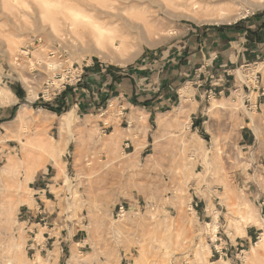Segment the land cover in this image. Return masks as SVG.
Listing matches in <instances>:
<instances>
[{
    "label": "rangeland",
    "instance_id": "rangeland-1",
    "mask_svg": "<svg viewBox=\"0 0 264 264\" xmlns=\"http://www.w3.org/2000/svg\"><path fill=\"white\" fill-rule=\"evenodd\" d=\"M37 2L30 3L36 8ZM110 2L143 24V31H125L126 50L108 53L130 60L126 65L93 51L88 28L77 47L66 30L47 36L51 20L41 19V11L21 26L19 11L4 14L0 4V87L13 91L0 93V264H212L217 251L226 259L218 264H264V247L250 254L264 232V101L251 110L245 96L263 91L262 64L240 65L238 84L227 95L196 101L185 82L180 101L157 114L136 108L128 121L116 99H103L62 131L60 117L77 102L73 87L66 90L73 98H62L67 112L52 115L45 107L59 104L62 70L73 63L85 71L91 63L127 70L150 53L181 47L191 26L232 25L263 14L264 0L235 7L239 19L231 24L192 21L174 3L166 10L148 0ZM71 5L65 0L56 13L63 29ZM145 7L146 17L139 10ZM10 39L17 46L9 51ZM57 49L62 57L50 55ZM16 105L15 116L3 121ZM43 139L58 146L54 160L40 148ZM127 139L134 148L125 149ZM121 204L127 212L118 217ZM40 205L50 214L32 215ZM248 211L257 224L242 219Z\"/></svg>",
    "mask_w": 264,
    "mask_h": 264
},
{
    "label": "crops",
    "instance_id": "crops-1",
    "mask_svg": "<svg viewBox=\"0 0 264 264\" xmlns=\"http://www.w3.org/2000/svg\"><path fill=\"white\" fill-rule=\"evenodd\" d=\"M184 30H187V36L182 40L181 47L169 48L159 54L150 53L130 69L114 70L89 64L82 85L75 91L78 92L75 93L76 114L79 111L91 112L103 99L108 103L116 99L122 108V119L126 121L133 116L136 108L142 107L149 113L157 114L158 109L181 100L185 82L192 85L194 98L227 95L238 84L235 71L240 65L264 66V13L232 25L191 26ZM72 92L66 91L58 97L57 105L66 107L62 98L68 101L73 98L70 95ZM245 96L250 102L249 108L258 110L264 101V87L256 97L252 94ZM195 100L198 101L197 98ZM199 107L197 105L193 113ZM246 133L251 134L249 131ZM130 143L134 148L132 140ZM39 199L43 202L41 197ZM39 207L40 210L32 212V215L36 212L50 214L46 205ZM246 234L248 240L250 236L248 232ZM217 254L213 255L216 260L211 263L225 262L224 255L220 251Z\"/></svg>",
    "mask_w": 264,
    "mask_h": 264
},
{
    "label": "bare ground",
    "instance_id": "bare-ground-1",
    "mask_svg": "<svg viewBox=\"0 0 264 264\" xmlns=\"http://www.w3.org/2000/svg\"><path fill=\"white\" fill-rule=\"evenodd\" d=\"M36 1H38L37 3L39 7L35 8L34 4L32 5L30 3L31 0H0L1 12H3L4 14H8L11 13L12 11H17V12L19 11V13L22 15L21 17H19V20L21 21V26H24V24L22 23V19H24V17L31 14L32 11H36L37 13L41 11V15H43L41 16V19L44 20V18L46 19V17H49V19L51 20V26H49V28L47 29L46 35L49 37L57 38L62 36L61 34L62 30H66L68 32V35L73 39V42L74 44H76V46L79 44H84V40L80 38V36L82 33H84L82 32V29L88 28L90 30L88 36H90V41H91L90 45L92 47L91 49L94 48L93 51L97 52L103 58L107 56L109 57L110 54L108 55V53L110 51L114 52L115 54H120L122 53V51L126 50L127 46H126V42L124 41V35L126 36V32H125L126 30H132V29L135 30L140 28L141 31H143L142 28L140 27L143 26V24L140 25L141 22L137 23L135 20L130 18V15L129 16L124 15V13H121L119 11L115 12L116 10H118V7L115 6L114 5L115 3L112 2L107 4L108 0H99V1L71 0L72 5L67 7V9L70 11L71 17H70V21L68 20L62 21L63 24H65L64 29L60 27V22H59L60 18L57 17L56 13H58L57 11L63 5L65 0H36ZM111 1H118V0H111ZM124 1L128 2L129 0H124ZM148 1L149 3L159 2V0H148ZM159 3L163 5L162 7L165 8L166 10H169L171 4L174 3L176 7L184 9L183 15L189 19H192V21L195 20L199 22L203 21V22H216V23L228 22L231 24L234 20L239 19L238 13L234 15L232 14V11L235 9V7L237 6L240 7L241 5H246V4L254 5L255 0H163ZM128 7H130L131 9L137 8L135 4L128 5ZM139 10L143 11L141 13H143L144 17L147 16L146 13H149V11L147 12L146 7L143 9L139 8ZM199 13L204 14L206 18L199 19L198 18L199 16H197ZM9 16L10 14L8 15V17ZM15 16L17 18L18 15L16 14ZM154 28L155 27H153V30H156ZM88 39L86 38V40ZM90 41L88 42L90 43ZM8 44L9 47L7 49L10 51L13 46H17L16 45L17 41L14 39H10L8 41ZM63 58L65 59V57ZM68 58L67 60H65L66 62L68 61ZM111 58H113L117 63L123 65L128 64V62L130 61L127 58H126L127 60L119 59L116 57L115 58L111 57ZM38 60L39 62H41L42 58L39 57ZM34 61L32 59H29V62L31 63L32 66L35 65ZM50 63L51 62L47 61L45 66H49ZM53 64L54 67L52 68L59 66L58 64H55V62H53ZM59 68H62V66H59ZM3 91L13 92L10 88L0 87V93H2ZM52 115H56V114L53 112ZM164 117H165V113L161 114L159 119L162 120ZM76 119H77V114L75 108L73 107L67 113L63 114L60 117L61 130L62 131H66L67 129L71 130L72 127H74L75 125ZM40 148L46 153L48 152L51 158H53L52 160L55 159V156L58 154V150H59L58 146H56V143L52 141H48L46 139L41 140ZM241 216L242 219H244L245 222L248 224L258 223L257 222L258 219L255 218V216L252 215L250 211H248L246 214H243ZM242 228L244 227L242 226ZM217 229H218V225H215L214 231L216 232ZM244 233H246V231H244ZM260 247L261 248L264 247V232L262 234L261 240L253 245L250 254L252 252L254 256H258L259 249H261ZM196 254L197 256L198 255L200 256L199 251ZM200 258L201 257H199V259ZM37 260L38 261L42 260V256L39 255Z\"/></svg>",
    "mask_w": 264,
    "mask_h": 264
},
{
    "label": "built area",
    "instance_id": "built-area-1",
    "mask_svg": "<svg viewBox=\"0 0 264 264\" xmlns=\"http://www.w3.org/2000/svg\"><path fill=\"white\" fill-rule=\"evenodd\" d=\"M51 54L54 57L57 55L59 57L63 56V53L60 52V49L57 50H52L50 51ZM18 58V57H17ZM61 66V64H60ZM62 71H66V80L62 81V87L61 89L59 88V95H61L63 92L67 90L68 87H73L74 92L79 89V87L82 85L84 78H85V65H80L78 63H73L71 66L67 68H64ZM64 76L62 75L60 80H62ZM48 85H53V83H50ZM51 88V87H50ZM249 102V101H248ZM131 147L130 140L127 139L125 143V149H129ZM264 204V202H263ZM127 212L126 210V205L121 204L119 206V209L117 211V215L119 216H124L125 213Z\"/></svg>",
    "mask_w": 264,
    "mask_h": 264
},
{
    "label": "trees",
    "instance_id": "trees-1",
    "mask_svg": "<svg viewBox=\"0 0 264 264\" xmlns=\"http://www.w3.org/2000/svg\"><path fill=\"white\" fill-rule=\"evenodd\" d=\"M16 92H17V90H16ZM62 94H61V96H63ZM45 107L48 108L49 110H52V111L58 113V114L67 112L69 110V108H67V107H62L60 105L56 106V105H52V104H48V103H45ZM17 108H18V105L14 106L12 109V114L10 115V117L9 118H3L2 120L4 121L6 119H12L15 116ZM0 122H1V120H0Z\"/></svg>",
    "mask_w": 264,
    "mask_h": 264
}]
</instances>
